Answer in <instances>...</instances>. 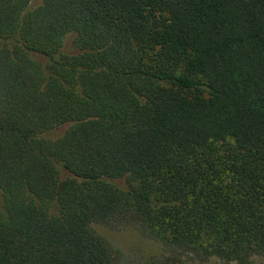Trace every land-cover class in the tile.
Listing matches in <instances>:
<instances>
[{
    "label": "trees",
    "instance_id": "1",
    "mask_svg": "<svg viewBox=\"0 0 264 264\" xmlns=\"http://www.w3.org/2000/svg\"><path fill=\"white\" fill-rule=\"evenodd\" d=\"M256 257L264 0H0V264Z\"/></svg>",
    "mask_w": 264,
    "mask_h": 264
},
{
    "label": "rangeland",
    "instance_id": "2",
    "mask_svg": "<svg viewBox=\"0 0 264 264\" xmlns=\"http://www.w3.org/2000/svg\"><path fill=\"white\" fill-rule=\"evenodd\" d=\"M61 129L51 131V136H56ZM91 227L110 243L120 248L126 255H138L147 258L161 253L162 246L159 242L142 236L134 227H111L103 223H91ZM255 260L264 263V257H256ZM193 264V262H192ZM203 264H225L215 258Z\"/></svg>",
    "mask_w": 264,
    "mask_h": 264
}]
</instances>
